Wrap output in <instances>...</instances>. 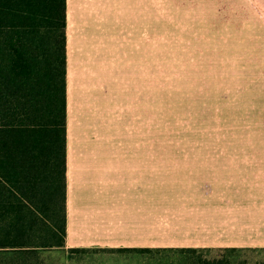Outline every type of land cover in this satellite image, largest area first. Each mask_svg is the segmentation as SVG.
Masks as SVG:
<instances>
[{
	"label": "crops",
	"instance_id": "0c3cea01",
	"mask_svg": "<svg viewBox=\"0 0 264 264\" xmlns=\"http://www.w3.org/2000/svg\"><path fill=\"white\" fill-rule=\"evenodd\" d=\"M148 24L149 0H67V237L51 248L61 264L264 249V144L149 142ZM192 158L204 161L181 165Z\"/></svg>",
	"mask_w": 264,
	"mask_h": 264
},
{
	"label": "rangeland",
	"instance_id": "374dc122",
	"mask_svg": "<svg viewBox=\"0 0 264 264\" xmlns=\"http://www.w3.org/2000/svg\"><path fill=\"white\" fill-rule=\"evenodd\" d=\"M148 34L151 144H264V0H149ZM40 255L61 264L50 248ZM200 256L256 264L264 250H176L151 254L149 264H191Z\"/></svg>",
	"mask_w": 264,
	"mask_h": 264
},
{
	"label": "trees",
	"instance_id": "16d2710c",
	"mask_svg": "<svg viewBox=\"0 0 264 264\" xmlns=\"http://www.w3.org/2000/svg\"><path fill=\"white\" fill-rule=\"evenodd\" d=\"M66 173L67 0H0V264H45L41 250L65 246ZM200 250L264 249L180 251Z\"/></svg>",
	"mask_w": 264,
	"mask_h": 264
}]
</instances>
